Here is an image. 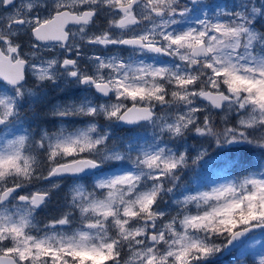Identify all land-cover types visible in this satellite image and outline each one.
Segmentation results:
<instances>
[{"label":"snow or ice","instance_id":"obj_1","mask_svg":"<svg viewBox=\"0 0 264 264\" xmlns=\"http://www.w3.org/2000/svg\"><path fill=\"white\" fill-rule=\"evenodd\" d=\"M189 139L241 174L185 186ZM253 229L264 0H0V264H212Z\"/></svg>","mask_w":264,"mask_h":264},{"label":"rangeland","instance_id":"obj_2","mask_svg":"<svg viewBox=\"0 0 264 264\" xmlns=\"http://www.w3.org/2000/svg\"><path fill=\"white\" fill-rule=\"evenodd\" d=\"M201 2L224 4L226 0H203ZM34 106H36L37 111H40L44 107V102L38 101L35 104H31L28 109L30 113V109H32ZM146 134L149 136L151 135L150 128L148 129ZM184 147L193 149L190 153L191 158L188 160L187 167L184 169L182 175L181 182L185 186L189 187L190 189L199 188L200 190H208L215 184L222 183L225 174L229 175L230 177H233V174H231L233 172L229 171V168L231 166L229 165L225 167L223 165L225 155L220 154V149L215 143H212L211 145L207 143L204 144V149L207 150V154L205 155L203 160H200L196 163H193V160L195 159L197 154L196 150L199 149V144L197 143V141L189 139ZM181 150L183 151V149ZM236 156L237 158H239V154H236ZM259 159V154H255L254 161ZM46 214H48V209H45V213H43L41 216L44 218ZM222 244H224V241L222 242ZM221 252L219 255L217 254L213 258L216 259L223 255H226L228 258L237 260V258H240L242 255H244L243 260L239 261V259L238 262H235V264H259L260 257L264 256V231L259 230L249 234L239 244V246L230 251L228 254H225L223 249ZM246 257H248L249 260H247Z\"/></svg>","mask_w":264,"mask_h":264},{"label":"trees","instance_id":"obj_3","mask_svg":"<svg viewBox=\"0 0 264 264\" xmlns=\"http://www.w3.org/2000/svg\"><path fill=\"white\" fill-rule=\"evenodd\" d=\"M31 112H33V111H31ZM252 159L254 160V155L252 156ZM234 173H236V174H241V173H238V172H234ZM40 219H43V217L41 216V217H39ZM223 241V238H221V240H219V241H217L218 243H221ZM246 259L247 260H249V258L248 257H246ZM238 260H239V258H237V260H236V262H238ZM217 261H215V260H213L212 259V264H215ZM226 262L228 263V264H233V263H235V261L234 260H232V258H228L227 257V259H226ZM251 262V261H250Z\"/></svg>","mask_w":264,"mask_h":264},{"label":"water","instance_id":"obj_4","mask_svg":"<svg viewBox=\"0 0 264 264\" xmlns=\"http://www.w3.org/2000/svg\"><path fill=\"white\" fill-rule=\"evenodd\" d=\"M254 230H256V229H253L252 231H254ZM252 231H251V232H252ZM246 235H247V234H246ZM246 235H245V236H246ZM245 236H244V237H245ZM244 237H241V238H239L237 241H234V242H233V245H231V246H228V245H227V242H226V243H225L226 248H224V249H225V250H229V249H231L232 247H234V246H236L237 244H239V243L241 242V240H242Z\"/></svg>","mask_w":264,"mask_h":264},{"label":"flooded vegetation","instance_id":"obj_5","mask_svg":"<svg viewBox=\"0 0 264 264\" xmlns=\"http://www.w3.org/2000/svg\"><path fill=\"white\" fill-rule=\"evenodd\" d=\"M60 92H61L60 89H56V90H55V95H57V96L60 95Z\"/></svg>","mask_w":264,"mask_h":264}]
</instances>
